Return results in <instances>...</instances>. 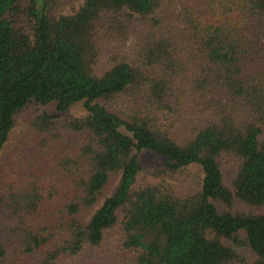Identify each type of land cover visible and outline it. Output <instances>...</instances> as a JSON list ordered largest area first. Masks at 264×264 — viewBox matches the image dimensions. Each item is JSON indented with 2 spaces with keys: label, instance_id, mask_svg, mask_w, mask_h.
<instances>
[{
  "label": "trees",
  "instance_id": "1",
  "mask_svg": "<svg viewBox=\"0 0 264 264\" xmlns=\"http://www.w3.org/2000/svg\"><path fill=\"white\" fill-rule=\"evenodd\" d=\"M62 2L0 0V264H264V0Z\"/></svg>",
  "mask_w": 264,
  "mask_h": 264
},
{
  "label": "rangeland",
  "instance_id": "2",
  "mask_svg": "<svg viewBox=\"0 0 264 264\" xmlns=\"http://www.w3.org/2000/svg\"><path fill=\"white\" fill-rule=\"evenodd\" d=\"M83 2H84V0H63V2L61 3L62 10L64 11V13L73 14L79 10V8L83 4ZM41 113H48L52 116H60L62 118H71V119L82 117L85 115L83 105H81V104L72 107L66 113L57 112V110L55 109L54 106L42 108ZM22 129H23V127L19 126L15 130V133L13 136V139L15 141L19 138L20 132L22 131ZM15 143L16 142H12L11 144L8 145V148H7L8 153H10L14 149ZM141 160H142L143 166H146V167H156V166H159L161 163L157 157L149 155V154H144L142 156ZM227 167H228V169H226L225 175L227 178H229L230 177L229 175L233 174V169H232L231 165H228ZM222 211H224V210L222 209Z\"/></svg>",
  "mask_w": 264,
  "mask_h": 264
}]
</instances>
